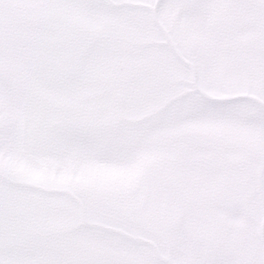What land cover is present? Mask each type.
<instances>
[{
    "label": "snow or ice",
    "instance_id": "1",
    "mask_svg": "<svg viewBox=\"0 0 264 264\" xmlns=\"http://www.w3.org/2000/svg\"><path fill=\"white\" fill-rule=\"evenodd\" d=\"M0 264H264V0H0Z\"/></svg>",
    "mask_w": 264,
    "mask_h": 264
}]
</instances>
